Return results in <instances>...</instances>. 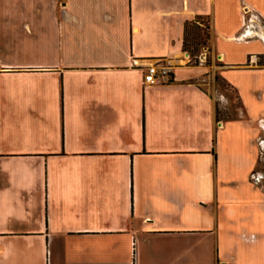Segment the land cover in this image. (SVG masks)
Returning a JSON list of instances; mask_svg holds the SVG:
<instances>
[{
    "label": "crops",
    "instance_id": "0c3cea01",
    "mask_svg": "<svg viewBox=\"0 0 264 264\" xmlns=\"http://www.w3.org/2000/svg\"><path fill=\"white\" fill-rule=\"evenodd\" d=\"M263 10L257 0H0V264L264 254L256 125L246 121L253 134L241 140L243 118L224 119L223 95L198 81L207 68L180 65L185 21L209 20L210 49L231 69L213 23L229 21L226 42L250 46L264 42ZM156 60L172 76L146 84Z\"/></svg>",
    "mask_w": 264,
    "mask_h": 264
},
{
    "label": "rangeland",
    "instance_id": "374dc122",
    "mask_svg": "<svg viewBox=\"0 0 264 264\" xmlns=\"http://www.w3.org/2000/svg\"><path fill=\"white\" fill-rule=\"evenodd\" d=\"M257 5L264 6V2L257 0ZM262 13L264 15V10ZM245 19H247L246 16L243 22H245ZM228 22L227 20H219L213 23V39L216 42L217 51H223L227 54L225 57L226 63L236 64L233 68L229 69L222 66L220 59L217 58L218 55L212 53L210 43L207 47H199L192 55L188 53L189 58L187 61L189 60L188 64L190 65H198L201 62L207 68L198 81L208 91L223 95L225 98V108L221 112L223 118H237L238 116L243 118L240 120L241 140H245L253 134L254 128H250V131H248V127L245 126L246 121H249L248 124L256 125L259 132V141L264 138V42L255 37L249 39L250 46H246L243 42H240L239 45L236 44L237 42L231 45L228 44L224 39V36L228 34ZM257 24L258 28H264L262 20H257ZM229 52L234 53V56H231ZM249 53L253 54L251 55L253 57L249 56ZM202 55L203 58L200 60L199 57ZM183 60H186V58L183 57ZM182 64H185V62ZM226 81L230 82L236 89ZM258 152L260 151L258 150ZM260 153L257 168L264 166V154L260 155ZM256 171H254V177L257 176ZM239 256H241L240 261L242 264H247L250 261H264V254L259 249L254 253L252 260L249 259L247 253H240ZM222 264L226 263L223 262Z\"/></svg>",
    "mask_w": 264,
    "mask_h": 264
},
{
    "label": "trees",
    "instance_id": "16d2710c",
    "mask_svg": "<svg viewBox=\"0 0 264 264\" xmlns=\"http://www.w3.org/2000/svg\"><path fill=\"white\" fill-rule=\"evenodd\" d=\"M210 39L211 29L208 19L195 17L192 20L185 21L183 30V52L192 55L199 47H207L210 43Z\"/></svg>",
    "mask_w": 264,
    "mask_h": 264
},
{
    "label": "built area",
    "instance_id": "2783aa9c",
    "mask_svg": "<svg viewBox=\"0 0 264 264\" xmlns=\"http://www.w3.org/2000/svg\"><path fill=\"white\" fill-rule=\"evenodd\" d=\"M172 76V68L170 64L163 60H156L146 65L144 71V83L161 84L166 83Z\"/></svg>",
    "mask_w": 264,
    "mask_h": 264
},
{
    "label": "flooded vegetation",
    "instance_id": "af4514ba",
    "mask_svg": "<svg viewBox=\"0 0 264 264\" xmlns=\"http://www.w3.org/2000/svg\"><path fill=\"white\" fill-rule=\"evenodd\" d=\"M261 140H264V138H263V139H261ZM261 140H259V141L257 142V147H258V150L261 152V153L259 152V153H260V155H261V154H264V150H262V149L260 148V146H259V142H260ZM256 175H257V176H261V177H262V176H264V171L257 170V171H256Z\"/></svg>",
    "mask_w": 264,
    "mask_h": 264
},
{
    "label": "water",
    "instance_id": "95a60500",
    "mask_svg": "<svg viewBox=\"0 0 264 264\" xmlns=\"http://www.w3.org/2000/svg\"><path fill=\"white\" fill-rule=\"evenodd\" d=\"M183 57L186 58V60H184L185 63H186V62H187V59L189 58V54H188L187 52H183ZM180 65H183L182 62H180ZM259 146H260V148H261L262 150H264V140H261V141L259 142Z\"/></svg>",
    "mask_w": 264,
    "mask_h": 264
}]
</instances>
